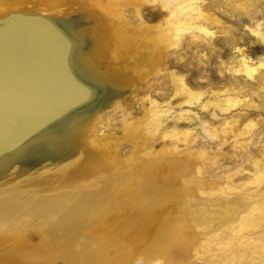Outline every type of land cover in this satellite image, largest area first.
I'll return each instance as SVG.
<instances>
[{
  "label": "bare ground",
  "instance_id": "obj_1",
  "mask_svg": "<svg viewBox=\"0 0 264 264\" xmlns=\"http://www.w3.org/2000/svg\"><path fill=\"white\" fill-rule=\"evenodd\" d=\"M185 1L202 21L194 27L200 38H216L212 26L227 28L219 11L253 13L254 0L200 6L193 3L205 0ZM131 8L134 21L125 14ZM166 10L149 0H0V19L33 15L67 31L77 45L80 78L94 89L79 108L0 154V264H178L177 253H192L204 246L201 233L213 234V229L202 232L208 230L202 195L213 183L208 177L195 181L203 166L200 156L193 147L181 151L157 142L152 106H145L142 117L134 115L144 83L166 68L168 47L179 32L164 25ZM252 34L264 43L259 27ZM263 68L264 62L253 66L245 56L239 71L255 78ZM172 73L180 104L200 102L208 92L227 97L208 100L207 108L237 109L242 102L231 94L241 96L243 86L195 89L184 74ZM115 104L131 119L121 133L102 132L103 116ZM257 124L243 129L253 132ZM181 130L191 134L190 128ZM123 144H130L128 154L120 153ZM255 167L244 186L264 184L259 156ZM215 184L229 194L240 191L231 183ZM239 220L238 240L261 224L249 223L247 214ZM253 264H264V257Z\"/></svg>",
  "mask_w": 264,
  "mask_h": 264
},
{
  "label": "rangeland",
  "instance_id": "obj_2",
  "mask_svg": "<svg viewBox=\"0 0 264 264\" xmlns=\"http://www.w3.org/2000/svg\"><path fill=\"white\" fill-rule=\"evenodd\" d=\"M212 1H197L193 4L200 6L211 4ZM149 2L165 4L167 17L164 25L171 23L179 32L174 44L168 47L166 68L151 75L144 83L135 106V118L142 117L146 105L152 106L151 132L156 135L157 142L181 151L193 147V152L203 161L200 175L195 181L199 183L203 177H208L213 183L204 184L208 188L204 189L205 194L202 195L204 210L201 213L208 221L205 226L208 230L202 232L213 229V234L201 233L204 246L192 253H177L178 264H253L254 260L264 257V199L261 198L264 184L261 187L244 186V182L254 177L257 157L264 162V86L260 89V83L264 81V68L255 78H249L239 69L245 56L253 66L264 62V43L252 34V29L259 27L264 35V0L253 1L251 15L219 11L217 15L225 21L227 28L212 26V30L218 31L217 37L213 39L200 38L201 32L194 29L202 21L197 10L189 8V1ZM132 11L133 8L125 9V14L134 21L136 18ZM173 70L184 74L188 84L195 89L213 84L226 87L233 85L237 91L243 86L244 93L241 96L237 92L231 94L242 99L239 108L223 111L216 107H205L208 100L227 97L225 94L209 92L200 102L180 104V99L175 97ZM143 97H147L145 104L141 102ZM129 119L130 113L115 104L105 112L100 128L102 132L121 133L122 125ZM251 121L258 123L257 129L253 132L248 128L243 129ZM182 128H190L191 134H184ZM236 133L240 136H236ZM130 148V144H123L120 153L128 154ZM262 171L264 173V169ZM216 182L231 183L240 191L229 194L220 190ZM256 206L257 211H254ZM246 214L249 223L261 221V224L247 232L244 236L246 241L238 240L236 231L242 223L239 218ZM211 219L213 222L209 223Z\"/></svg>",
  "mask_w": 264,
  "mask_h": 264
},
{
  "label": "water",
  "instance_id": "obj_3",
  "mask_svg": "<svg viewBox=\"0 0 264 264\" xmlns=\"http://www.w3.org/2000/svg\"><path fill=\"white\" fill-rule=\"evenodd\" d=\"M77 45L58 24L33 15L0 19V154L94 93L81 80Z\"/></svg>",
  "mask_w": 264,
  "mask_h": 264
}]
</instances>
